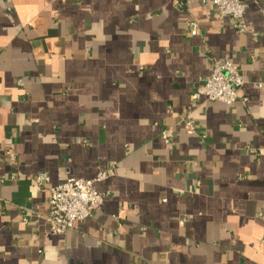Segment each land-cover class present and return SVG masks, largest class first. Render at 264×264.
Masks as SVG:
<instances>
[{
	"label": "crops",
	"instance_id": "crops-1",
	"mask_svg": "<svg viewBox=\"0 0 264 264\" xmlns=\"http://www.w3.org/2000/svg\"><path fill=\"white\" fill-rule=\"evenodd\" d=\"M176 1L0 0V264H264V0L245 33ZM213 57L243 100L194 99ZM113 163L102 207L52 233L50 189Z\"/></svg>",
	"mask_w": 264,
	"mask_h": 264
},
{
	"label": "built area",
	"instance_id": "built-area-1",
	"mask_svg": "<svg viewBox=\"0 0 264 264\" xmlns=\"http://www.w3.org/2000/svg\"><path fill=\"white\" fill-rule=\"evenodd\" d=\"M200 2L204 6H212L221 16H227L235 29L241 33L249 31L245 22L246 4L248 0H177L175 5L180 11H186L187 6L193 2ZM186 23L191 35L196 36L200 32L199 24L193 16H187ZM212 72L194 93V99L202 97L209 101H220L231 106L239 100H243L242 88L244 78L240 67L229 58H210ZM20 84L22 81L20 80ZM193 129V125H190ZM162 138L169 142L172 137L171 130H164ZM7 155L11 162L14 161L12 147L7 148ZM2 147L0 146V154ZM116 163L101 170L93 179L70 177L64 183L50 189V210L47 220L50 230L54 234H66L73 230L76 223L83 222L102 207L104 195L95 187L96 182H103L115 175ZM34 181L42 188L50 182V176L46 173H38Z\"/></svg>",
	"mask_w": 264,
	"mask_h": 264
}]
</instances>
